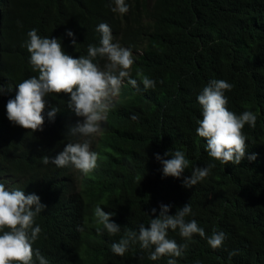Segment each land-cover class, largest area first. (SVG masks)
<instances>
[{"label":"trees","instance_id":"16d2710c","mask_svg":"<svg viewBox=\"0 0 264 264\" xmlns=\"http://www.w3.org/2000/svg\"><path fill=\"white\" fill-rule=\"evenodd\" d=\"M126 3L129 11L120 15L110 10L109 0H0V84L5 89L0 94V180L9 190L38 195L46 205L35 218L41 233L33 249L49 264H167L168 257L148 259L149 250L138 244L123 257L114 255L111 245L141 224L148 227L161 204L171 205L174 215L190 203L194 215L186 220L195 219L206 236L215 230L226 238L213 250L198 234L186 241L178 230H169V239L188 245L177 264H264V0ZM100 23L110 26L113 42L132 52L130 77L138 86L125 78L91 145L97 166L84 175L41 160L54 159L68 140L75 142L66 133L82 118L67 107L70 95L45 97L43 130L34 133L13 125L6 105L15 98L17 84L37 75L22 47L29 30L59 39L66 54L79 58L87 55L89 44H99ZM67 30L74 33L76 47ZM95 62L103 68L105 60ZM137 72L154 80L155 88L145 90ZM212 79L233 85L225 92L228 110L257 117L255 128L242 130L247 150L237 166L213 161L206 141L196 134L202 119L197 97ZM52 106L61 110L54 122L47 117ZM170 150L183 151L190 163L179 179L164 177L155 158L171 159L164 157ZM253 153L256 159L250 162L247 156ZM209 163L216 167L205 180L191 189L182 186L193 168ZM97 205L113 214L119 233H97L103 227L95 223ZM233 251L237 254L230 258Z\"/></svg>","mask_w":264,"mask_h":264},{"label":"clouds","instance_id":"9594fccd","mask_svg":"<svg viewBox=\"0 0 264 264\" xmlns=\"http://www.w3.org/2000/svg\"><path fill=\"white\" fill-rule=\"evenodd\" d=\"M108 7L120 15L129 11L126 0H109ZM96 32L100 34L99 44H89L86 56L73 58L64 52L59 39L41 37L37 29L29 30L22 47L30 54L29 64L37 75L17 84L15 98L9 99L6 105L7 119L13 125L34 133L43 130V113L47 107L45 97L62 93L70 95L67 107L75 116L82 118L69 126L66 133V138H75V142L68 140L63 151L54 159L44 156L41 160L44 165L71 167L84 175L97 166L98 154L91 150V145L94 137L101 132L102 122L107 121L113 98L119 96L125 78L133 87L138 86L137 80L130 77L134 63L132 52L113 42L112 30L106 23H100ZM66 34L76 47L74 33L67 30ZM97 58L105 60L103 68L95 62ZM137 76L145 90L155 88L154 80L142 72H137ZM232 87L225 80L212 79L203 88L197 97L202 119L197 121L196 134L206 141L205 150L213 161L237 166L245 159L247 150V138L242 130L245 125L255 128L257 117L252 111L237 115L228 110L225 92L231 91ZM4 91V86L0 84V94ZM60 111L59 107L52 106L47 111L49 121L54 122ZM167 156L171 159H164L160 154L155 156L163 165V176L181 178L190 166L185 153L170 150L164 153V157ZM247 159L254 161L256 154L247 156ZM214 167L215 163H209L205 167L193 168L191 175L184 177L182 186L193 188L205 180ZM45 207L38 195H25L19 189L9 190L0 180V264H49L40 250L32 246L41 233L39 225L34 227L35 218ZM170 208L171 205L161 204L159 215L150 219L148 227L141 224L138 231H127L118 242L112 243L111 252L123 257L131 246L138 244L142 251L149 250L148 259L156 261L168 257L167 264H177L176 258L182 257L188 245L169 239V230H178L179 236L186 241L198 234L207 240L213 250L223 246L225 233L214 230L211 236H206L195 219L186 220V217L194 215L190 203L178 208L174 215L169 214ZM156 211V208L151 209L153 215ZM112 215L103 211L100 205L95 207V223L103 226L97 227L98 234L106 231L109 235H116L120 232L121 227L111 221ZM77 231L83 232L84 228L78 225ZM236 254L233 251L229 257Z\"/></svg>","mask_w":264,"mask_h":264},{"label":"rangeland","instance_id":"374dc122","mask_svg":"<svg viewBox=\"0 0 264 264\" xmlns=\"http://www.w3.org/2000/svg\"><path fill=\"white\" fill-rule=\"evenodd\" d=\"M116 98V97H115ZM114 99V98H113Z\"/></svg>","mask_w":264,"mask_h":264}]
</instances>
